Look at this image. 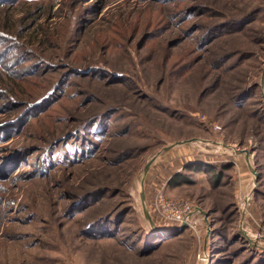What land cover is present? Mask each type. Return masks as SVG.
<instances>
[{
  "label": "rangeland",
  "instance_id": "374dc122",
  "mask_svg": "<svg viewBox=\"0 0 264 264\" xmlns=\"http://www.w3.org/2000/svg\"><path fill=\"white\" fill-rule=\"evenodd\" d=\"M263 78L264 0H0V264H264Z\"/></svg>",
  "mask_w": 264,
  "mask_h": 264
},
{
  "label": "built area",
  "instance_id": "2783aa9c",
  "mask_svg": "<svg viewBox=\"0 0 264 264\" xmlns=\"http://www.w3.org/2000/svg\"><path fill=\"white\" fill-rule=\"evenodd\" d=\"M171 210H172V217L173 219H171L172 221L177 220H183V214L184 213H191V205L189 203H175L174 205L171 206Z\"/></svg>",
  "mask_w": 264,
  "mask_h": 264
},
{
  "label": "water",
  "instance_id": "95a60500",
  "mask_svg": "<svg viewBox=\"0 0 264 264\" xmlns=\"http://www.w3.org/2000/svg\"><path fill=\"white\" fill-rule=\"evenodd\" d=\"M263 81H264V78H263ZM174 146H176V145H173V146H169V147H167V148H165L164 150H163V152H167V151H169V150H171ZM162 152V153H163ZM161 153V154H162ZM161 154H159V155H161ZM159 155H157L156 157H154L146 166H145V171H147L148 170V168H149V166L152 164V162L159 156ZM142 196V202H143V207H144V211H145V214H146V217L151 221V219H150V216L148 215V213H147V209H146V207H145V200H144V191H142V194H141ZM184 228H186V226H184Z\"/></svg>",
  "mask_w": 264,
  "mask_h": 264
},
{
  "label": "trees",
  "instance_id": "16d2710c",
  "mask_svg": "<svg viewBox=\"0 0 264 264\" xmlns=\"http://www.w3.org/2000/svg\"><path fill=\"white\" fill-rule=\"evenodd\" d=\"M185 182L184 179L181 177L180 179V176L177 174L175 175L172 180L169 182L170 185H173V184H181Z\"/></svg>",
  "mask_w": 264,
  "mask_h": 264
}]
</instances>
